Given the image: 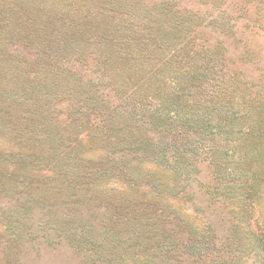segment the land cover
Returning <instances> with one entry per match:
<instances>
[{"label":"trees","instance_id":"1","mask_svg":"<svg viewBox=\"0 0 264 264\" xmlns=\"http://www.w3.org/2000/svg\"><path fill=\"white\" fill-rule=\"evenodd\" d=\"M0 264H264V0H0Z\"/></svg>","mask_w":264,"mask_h":264}]
</instances>
